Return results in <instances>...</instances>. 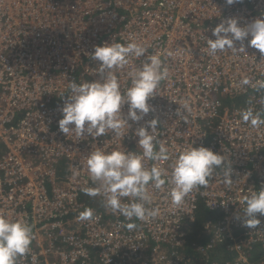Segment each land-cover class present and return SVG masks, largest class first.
Returning a JSON list of instances; mask_svg holds the SVG:
<instances>
[{
  "label": "built area",
  "instance_id": "built-area-1",
  "mask_svg": "<svg viewBox=\"0 0 264 264\" xmlns=\"http://www.w3.org/2000/svg\"><path fill=\"white\" fill-rule=\"evenodd\" d=\"M229 18L241 26L264 18V0H0V212L25 219L35 236L17 264H197L193 252L207 264H264V216L257 214V228L235 219L243 212L241 199L264 187V125L254 128L241 119L248 107L264 110V89L255 86L264 81V55L247 39L246 53L207 52L212 30ZM133 41L146 47L145 55L114 71L123 92L131 86L128 73L161 54L169 76L149 101L155 112L130 121L123 139L111 132L95 140L66 136L58 121L70 83L100 80L95 46ZM243 77L252 84L241 85ZM154 117L157 139L171 158L148 161L149 167L159 164L170 177L179 151L192 143L228 157L232 183L217 169L206 187L178 206L171 183L160 189L150 184L146 206L159 209L157 216L128 221L105 207L103 189L95 197L86 194L98 187L86 158L97 146L141 152L133 132ZM200 201L221 215L205 222L190 249ZM86 208L93 216L81 220ZM128 223L137 226L130 230ZM221 244L226 253L211 255Z\"/></svg>",
  "mask_w": 264,
  "mask_h": 264
},
{
  "label": "clouds",
  "instance_id": "clouds-1",
  "mask_svg": "<svg viewBox=\"0 0 264 264\" xmlns=\"http://www.w3.org/2000/svg\"><path fill=\"white\" fill-rule=\"evenodd\" d=\"M240 2L242 0H225L227 5ZM212 34L215 39H207L210 55L226 50L246 53V39L249 47L264 55V18H257L244 26L240 25L238 18H229L217 25ZM237 42L240 43L239 48L236 47ZM146 51L144 45L135 41L126 44L105 42L102 46H95L91 55L92 59L100 62V80L70 83L71 95L65 100L61 108L62 118L58 121L60 131L66 136L75 133L79 138L87 134L94 140L111 132L123 139L132 127L130 121L138 123L150 112H155V106L149 101L159 95L160 82L169 76L161 54L147 56L140 67H134L128 73L131 86L123 92L114 71L123 69L131 58L144 56ZM240 84L247 86L252 81L243 77ZM255 86L264 89V81H257ZM125 105L128 108L126 114L122 111ZM183 108L188 110L186 101ZM176 115H180V109H177ZM241 119L254 128L259 127L264 125V110L248 107L242 110ZM159 124V119L154 117L134 130L133 135L138 137L137 146L142 149L139 153L120 148L109 152L103 146H97L86 158L90 178L94 184L98 183V187L85 189L86 194L95 197L103 189L105 207L128 221L135 218L148 222L157 216L159 209L146 206L152 202L148 191L150 184L160 189L166 181L171 183V201L178 206L194 189L206 187L217 169H223L226 184L232 183L228 157L208 147H194L192 143L179 151L171 165L170 177L168 170L159 164L149 167L148 161L163 163L171 158L169 148L157 139ZM70 125L74 127L70 128ZM125 197L129 198L128 203L123 202ZM240 203L244 206L243 212H238L235 219L245 227L257 228L261 223L257 214L264 216V187L244 196ZM92 216L91 208L80 213L81 220H89ZM126 226L131 230L137 225L128 223ZM34 238L33 225L23 218L13 220L0 212V264H17L18 257L31 251Z\"/></svg>",
  "mask_w": 264,
  "mask_h": 264
},
{
  "label": "trees",
  "instance_id": "trees-1",
  "mask_svg": "<svg viewBox=\"0 0 264 264\" xmlns=\"http://www.w3.org/2000/svg\"><path fill=\"white\" fill-rule=\"evenodd\" d=\"M2 145L0 144V154L2 153ZM221 215L220 212H215V211H211L210 209H208L203 202H199L198 205V209L196 211V221L193 223V233L191 235V239L189 237V248L191 249V241L194 240H199V238L197 237L198 235H202L201 230L205 224V222L216 218L217 216ZM205 239H203L202 241H204ZM226 246L225 245H218L216 247V249L214 251H212L211 255H221V253L224 254V252L226 253L225 250ZM192 251V250H191ZM193 252V251H192ZM193 257L196 258V263L197 264H207V260L204 257H200L198 254H196L195 252H193ZM219 258V257H218Z\"/></svg>",
  "mask_w": 264,
  "mask_h": 264
}]
</instances>
